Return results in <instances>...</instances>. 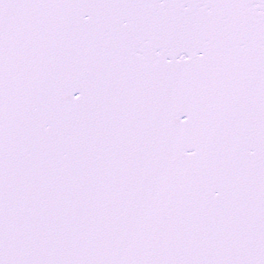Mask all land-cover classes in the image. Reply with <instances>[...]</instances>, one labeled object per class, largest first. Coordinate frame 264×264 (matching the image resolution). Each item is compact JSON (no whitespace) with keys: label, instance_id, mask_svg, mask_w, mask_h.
Returning a JSON list of instances; mask_svg holds the SVG:
<instances>
[{"label":"snow or ice","instance_id":"6c2138e0","mask_svg":"<svg viewBox=\"0 0 264 264\" xmlns=\"http://www.w3.org/2000/svg\"><path fill=\"white\" fill-rule=\"evenodd\" d=\"M0 264H264V0H0Z\"/></svg>","mask_w":264,"mask_h":264}]
</instances>
